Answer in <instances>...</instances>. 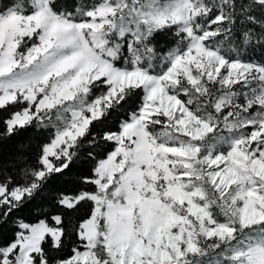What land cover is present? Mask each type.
Returning <instances> with one entry per match:
<instances>
[{"label": "snow or ice", "instance_id": "obj_1", "mask_svg": "<svg viewBox=\"0 0 264 264\" xmlns=\"http://www.w3.org/2000/svg\"><path fill=\"white\" fill-rule=\"evenodd\" d=\"M26 134L0 264H264V0H0V141Z\"/></svg>", "mask_w": 264, "mask_h": 264}, {"label": "trees", "instance_id": "obj_2", "mask_svg": "<svg viewBox=\"0 0 264 264\" xmlns=\"http://www.w3.org/2000/svg\"><path fill=\"white\" fill-rule=\"evenodd\" d=\"M38 141L31 137L30 135H22L15 137L8 141H0V159L7 161L11 157L15 156L17 153H25L30 157H34L36 152V146ZM91 167V162L83 155L78 159L74 165L75 172L86 171ZM56 186L53 185V189ZM46 199H37L29 205H26L24 209L18 213L25 218H31L34 215V211L37 205H46ZM11 235L10 230L5 229L0 232V238L8 239Z\"/></svg>", "mask_w": 264, "mask_h": 264}]
</instances>
